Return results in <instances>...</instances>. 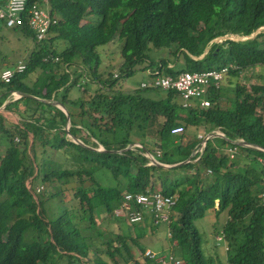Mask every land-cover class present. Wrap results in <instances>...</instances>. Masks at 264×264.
<instances>
[{"label": "trees", "instance_id": "1", "mask_svg": "<svg viewBox=\"0 0 264 264\" xmlns=\"http://www.w3.org/2000/svg\"><path fill=\"white\" fill-rule=\"evenodd\" d=\"M34 4L56 22L48 38L37 42L26 20L12 29L32 39L33 51L0 64V105L14 92L33 96L8 106L23 108L14 127L0 115V264H264V122L254 117L264 111V76L253 92L239 82L250 69L264 70V0H30L29 8ZM116 40L118 77L102 57ZM20 63L26 69L5 82L3 71ZM225 66L236 67L228 74L233 95L213 89L207 108H185L175 92L155 100L141 85L120 89L137 69L177 76ZM42 100L60 101L70 121ZM190 126L225 138L193 155L200 139L174 133ZM233 147L231 159L226 150ZM157 151L164 165L184 164L152 165L146 153ZM177 173L186 174L183 181ZM63 180L73 185L71 197L63 195ZM148 191L176 202L168 229L176 244L157 253L164 263L145 256L141 240L149 233L140 225L148 221L130 224L114 213L127 192ZM208 209L227 216L214 227L227 244L225 261L206 255L196 225ZM97 218L120 226L105 234Z\"/></svg>", "mask_w": 264, "mask_h": 264}, {"label": "built area", "instance_id": "2", "mask_svg": "<svg viewBox=\"0 0 264 264\" xmlns=\"http://www.w3.org/2000/svg\"><path fill=\"white\" fill-rule=\"evenodd\" d=\"M29 3L30 0H0V21L8 28H15L23 26L27 20L29 27L35 34L36 41L40 43L48 38L50 27L55 21L52 20L49 9L38 4H34L29 8ZM232 68L236 67L225 66L200 72H182L177 76L163 75L160 72H156L151 75L147 82L142 83V88L162 90L167 93L175 92L182 100V105L185 108L195 106L207 108L211 104L208 98L209 92L213 89H220L222 82L229 74V69ZM25 69L26 65L20 63L15 69L3 71L2 79L5 82H9L16 73H22ZM115 76L117 77L118 74ZM183 130L180 127L174 130V133H179ZM211 136L208 133L198 135L200 143L193 155L196 153L203 154ZM16 141L19 142V139L16 138ZM138 147H141V145L139 144ZM227 153H229L231 159H234L237 148H229ZM155 156L146 155L148 159L158 162L160 152L157 151ZM175 203L172 196H167L160 191H148L147 193L127 192L121 206L114 213L116 216L128 219L130 224L142 223L147 213V216L149 215L151 218L149 222L154 226L159 227L162 224H166L169 227L172 222L171 217ZM168 236L172 237L171 230H168ZM218 239L225 242L223 234H220ZM145 256L164 263L163 257H158L157 253L149 248L146 249ZM170 264H182V262L174 260Z\"/></svg>", "mask_w": 264, "mask_h": 264}, {"label": "rangeland", "instance_id": "3", "mask_svg": "<svg viewBox=\"0 0 264 264\" xmlns=\"http://www.w3.org/2000/svg\"><path fill=\"white\" fill-rule=\"evenodd\" d=\"M262 30H264V27L259 29L258 33ZM229 38L241 40L240 37H235V36L234 37L231 36ZM221 40H224V38L223 39H217L216 42L220 43ZM32 43L34 46V42L32 41V39L26 37L20 31H17L15 29L12 30L11 28L7 29L0 24V51H3V55L0 53V64H2V60H4L5 62H7V61L8 62H11V61L17 62L19 59V56L25 55V54H27V52H29L28 46L31 47ZM121 48H122V41L116 40L114 43H111L109 46L102 49V57L104 60V64L107 66H110V70L113 71L112 73L118 74V75L120 74V72L117 69H119V67L122 63L121 62L122 61ZM2 56H3V58H2ZM6 58H7V61L5 60ZM101 70L104 71V67H102ZM262 75L264 76V70L263 69H260V68H255L253 70L250 69V70L244 72V74L240 77L239 82H240L241 86L243 88H245L248 92H253L254 86L259 85L263 82L262 79H260L261 78L260 76H262ZM147 78H149V76L147 75V73L143 69H137L133 72V74L131 76L123 79V86L121 84L119 87L122 86L120 89L127 90L128 92H131V91L139 89L141 83ZM229 80H230V82H229ZM231 80L232 79H230L228 77L225 80V82L223 83L222 88L227 86L228 84H229L231 89L235 88V86H234V84H232ZM96 87L97 86H95V88ZM156 91H158V90H156ZM151 92H154V90H148L147 93L145 92L146 94H144V96H146V97L150 96V94H152ZM158 92L161 93V95L162 94L164 95V93H165L164 91H158ZM166 95L164 97H166ZM178 101H179V103L182 104V100L180 98H178L177 102ZM254 117H256L257 119H260L261 122H264V111H262L260 109L256 113V115H254ZM198 132H199L198 127L190 126L187 128V130H183L182 132H179V134L185 133L187 135L195 136L196 138H198V135H199ZM138 145L139 144H136L133 147H135V146L138 147ZM101 149H103V147H101ZM71 153H72L71 151L67 152V154H71ZM67 154H65V155H67ZM146 155H150V153H147ZM157 163H161V162L158 161ZM132 170L134 172L136 170L135 167L132 168ZM104 175L107 177L106 179H108L110 176V174L107 173L106 171H104ZM174 176H178V179L180 178L179 181H181V180L183 181L186 174L182 173L181 175H179L177 173V174H174ZM100 177L101 176H99V178ZM101 179H102L101 183L104 184L106 181L105 177L104 178L101 177ZM61 185H62V190H64V194H63L64 197L65 198H66V196H67V198L71 197V195L74 192L72 190L73 185H68V183L65 180H63ZM28 186H30V184ZM39 189L43 190V191H47L46 187L42 186V185H39ZM226 218H227L226 213H221V215L219 217H217L211 209H208L205 213L204 218L199 219L196 222V225L199 228V230H200V232L204 238V241L206 242L205 246H204L206 255L214 257V258L216 256H219L224 261L226 259L225 254L227 253V244H226V242H222L220 239H218L220 234L219 235L215 234L214 227H221L224 224ZM148 219H151V218H150V216H147V213H146V217H145L144 221H148ZM114 222H115L114 220H112V219L110 220L109 218H105V219L97 218V223L101 227V229L103 230V232L105 234L109 233L111 230H117L116 228L118 227L119 223L116 224V222L115 223ZM119 226H120V224H119ZM143 226L145 227V229H144L145 231L149 230L148 224H144ZM159 229L160 230H158L157 232L152 233V234H148V236L146 238H143L141 240V244L144 247L149 246L152 249H156V250H159V251L165 253V252H168L170 250V247L163 245L162 242L159 243L157 240L167 241V238L168 239L170 238L168 236V232H167L168 226L166 224H162L159 227ZM131 231L134 234V230H131ZM170 242H171V240H170ZM131 248L133 249L134 253L136 252V253H138V255L141 254L138 251V248H136L134 246H131ZM155 253H157V252H155ZM55 263L59 264L61 262L59 261V259H57V260H55Z\"/></svg>", "mask_w": 264, "mask_h": 264}, {"label": "crops", "instance_id": "4", "mask_svg": "<svg viewBox=\"0 0 264 264\" xmlns=\"http://www.w3.org/2000/svg\"><path fill=\"white\" fill-rule=\"evenodd\" d=\"M0 24L2 25V26H4L5 24H3V23H1L0 22ZM5 28H7L8 29V27H6V26H4ZM12 29V28H11ZM13 30V29H12ZM33 48H34V46H33V43H32V46L30 47V46H28V49H29V52H27V54H25V55H21V56H19V59L18 60H24L25 58H27L30 54H31V52L33 51ZM12 63H13V61H12ZM147 73V72H146ZM146 80V79H145ZM144 80V81H145ZM143 81V82H144ZM229 82H230V80H229ZM228 82V83H229ZM232 82V81H231ZM96 84H97V82H96ZM96 84H92V85H90V88L91 89H93V90H96V88H95V85ZM232 84H234V83H232ZM226 94H228V96H232L233 94H232V92L234 91V88L233 89H231L230 88V86H229V84L227 85V86H225V87H223V89H222ZM18 92H14L12 95H10L9 97H7L6 99H4V101H3V103L0 105V115H2L4 118H5V121H6V126L9 128V127H14L16 124H18L21 120H22V118L19 116V112L23 109L22 108V105L21 106H19L18 107V109H17V111H13V110H10V109H8V106H12L14 103H16L17 101H19V99L21 98V95H19V94H17ZM152 94H150V96H147L148 98H151V99H155V100H159V99H162V98H165L164 96L167 94L166 92L164 93V95L162 94L161 95V93H159V92H157L156 90H154V92H151ZM31 97H33V96H31ZM34 97H36V96H34ZM70 97L72 98V99H78L80 96H78V90L77 89H73L72 91H71V94H70ZM36 99H38V100H40L39 98H36ZM43 102H45V103H47V104H52V105H54V106H56V107H58V108H60L62 111H64L65 113H66V111L64 110V108L61 106L62 105V103L60 102V101H54V102H50V101H47V100H42ZM64 106V105H63ZM66 109V108H65ZM200 128H202V127H199V132H198V134H203V133H206L205 131H203V130H201ZM67 130V129H66ZM197 131V130H196ZM1 134V133H0ZM216 136H211L210 137V140L211 139H213V138H215ZM218 137V136H217ZM30 138L32 139V136H30ZM159 147H160V145H159ZM157 150V149H156ZM160 152V151H159ZM0 153H3V150H2V152H0ZM151 155H153V156H155L153 153H150ZM1 155V154H0ZM156 157V156H155ZM157 158V157H156ZM157 160V159H156ZM160 164H162V163H160ZM162 165H164V164H162ZM179 165H181V163L180 164H176V165H165V166H168L169 168H171V167H176V166H179ZM165 168V167H164ZM149 216V215H148ZM148 222H149V219H148ZM146 222L145 224H148L149 225V230H148V233L149 234H152V233H155V232H157L158 230H160L159 229V227H153L154 229H152L151 227H152V224L149 222ZM144 224L142 223L141 225H140V227H142V228H145L144 226H143ZM168 229H169V227H168ZM168 229H167V232H168ZM171 240V242H170V240ZM167 238V241H159V240H157L159 243H163V245H166V246H169V247H172L174 244H176V242L175 241H173L171 238ZM146 248H148L149 246H145ZM149 249H152V248H150L149 247ZM152 250H154L155 252H157V253H163V252H161V251H159V250H156V249H152Z\"/></svg>", "mask_w": 264, "mask_h": 264}, {"label": "water", "instance_id": "5", "mask_svg": "<svg viewBox=\"0 0 264 264\" xmlns=\"http://www.w3.org/2000/svg\"><path fill=\"white\" fill-rule=\"evenodd\" d=\"M21 96H25V97H31V95H29V94H24V93H19ZM63 108H64V110L66 111V115H67V117H68V120L70 121V116H69V114H68V112H67V110L65 109V107L63 106V105H61ZM69 127H70V124L68 125V127H67V132L69 131ZM70 135V134H69ZM213 136H218V137H223L221 134H213ZM77 141V140H76ZM240 145H243V146H249V147H253V148H256V149H260L259 147H257V146H253V145H249L248 143H246V142H240L239 143ZM127 150H129V149H127ZM151 162H152V164L153 165H157V166H160V167H165V168H169L168 166H165V165H162V164H160V163H157L156 161H154V160H150ZM155 162V163H154ZM181 164H184V163H181Z\"/></svg>", "mask_w": 264, "mask_h": 264}, {"label": "clouds", "instance_id": "6", "mask_svg": "<svg viewBox=\"0 0 264 264\" xmlns=\"http://www.w3.org/2000/svg\"><path fill=\"white\" fill-rule=\"evenodd\" d=\"M231 36H233V35H231ZM230 36V37H231ZM234 37V36H233ZM235 37H237V36H235ZM229 38V37H228ZM241 38V37H240ZM246 38H248V37H246ZM231 39V38H230ZM241 39H244V38H241ZM233 40H236V39H233ZM115 75H117V74H114V76ZM120 75V74H119ZM118 75V76H119ZM147 75L149 76V78H147L144 82H147L149 79H150V77H151V73H150V71H147ZM117 76V77H118ZM116 77V76H115ZM228 78V75H227V77L224 79V81L222 82V84H221V87H220V89H222V86H223V83L225 82V80ZM144 82H142V83H144ZM142 83H141V87H142ZM143 89H145V88H143ZM220 89H218V90H220ZM149 90H154V89H149ZM158 91H162V90H158ZM165 92V91H164ZM167 93V92H166ZM17 94H19V93H17ZM20 95V94H19ZM22 97V96H21ZM214 134V133H213ZM213 134H211V135H213ZM216 134H221V133H216ZM223 137H221V138H225V136L223 135V134H221ZM19 139V138H18ZM16 140V139H15ZM17 142V141H16ZM142 147V146H141ZM227 151V150H226ZM147 154V153H146ZM149 160H151V159H149ZM151 163V162H150ZM152 164V163H151ZM153 165V164H152Z\"/></svg>", "mask_w": 264, "mask_h": 264}]
</instances>
